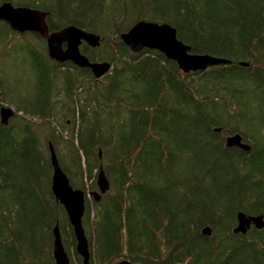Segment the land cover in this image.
<instances>
[{"label": "rangeland", "instance_id": "obj_1", "mask_svg": "<svg viewBox=\"0 0 264 264\" xmlns=\"http://www.w3.org/2000/svg\"><path fill=\"white\" fill-rule=\"evenodd\" d=\"M4 1L16 6L46 7L49 10L46 22L51 29L74 25L98 35L97 45L83 40L79 50L89 61H105L110 66L107 72L95 77L88 67L71 61L59 62L50 57L46 39L41 35L34 31H14L0 20V108L6 106L13 110L5 123L0 115V264H56L52 253L55 224L64 249L71 256L69 264H82L81 256L72 253L75 238L63 206L53 196L63 211L57 207L58 219L51 225L42 218L32 223H18L17 211L27 204L2 184L4 176L16 172L21 164L34 161L38 170L46 169L48 164L51 166L52 150L72 187L85 192V208L91 210L96 223H102L105 215H116L115 195L124 194L121 188L129 182L128 176L120 171L121 163L128 160L127 153L111 163V159H105L103 151L114 153L119 140L147 131L167 142L169 154L163 162L148 160L146 167L135 163L134 178L148 179L161 190L158 199L159 207L162 205L165 210L164 220L182 221L187 216H197L194 225L203 236L202 248L207 249L202 252L203 263L212 258L215 250L226 248L234 236L240 234L252 241L257 249L258 264H264V226L252 225L245 233L234 232L238 211L262 214L264 219L263 212L235 210L238 203L250 202L264 189L253 183L255 176L264 182V82L258 86L251 77L214 76L217 71L212 67L202 74L203 71L186 73L177 67L185 74L186 89L202 101L206 115L212 120L213 131H224L225 138L239 133L251 148L262 149L253 163H240L236 158L228 163H212L210 156L215 148L205 132L199 101L185 99L177 81L146 84L136 70L142 66L141 60L159 51L149 48L133 51L120 38L141 20L143 7L138 11L139 0H0V3ZM149 1L161 12L158 15L146 9L143 20L166 23L158 17L165 18V12L170 10L165 6L176 0ZM251 2L257 8L264 7V1L248 0L244 2L245 10L221 9L220 15L201 18L198 25L213 32L209 44L204 46L207 54L226 58L213 54L217 36L221 35L228 45L223 52L242 57V46L235 40L236 22L253 15L259 34H263L260 41L255 42L256 60L264 63V12L253 8ZM123 5L126 13L120 10ZM169 20L167 23L174 28L177 26L183 34H192L190 28L197 23L186 11ZM192 40L185 44L190 52L200 53L202 45ZM176 119L195 125V131H174L176 136L161 126L165 120ZM100 170L109 185L104 193H100L98 185ZM94 193L99 195L98 199ZM126 194L129 202L136 200L133 190ZM48 200L53 205L51 197ZM214 206L222 209L224 222L233 220L229 233L223 224L202 217L203 212ZM137 212L135 203L126 218L132 225V235L137 233L133 228L134 222L139 221ZM205 227L209 234L202 233ZM226 234L229 239L225 237L219 246L211 248L213 240Z\"/></svg>", "mask_w": 264, "mask_h": 264}, {"label": "trees", "instance_id": "obj_2", "mask_svg": "<svg viewBox=\"0 0 264 264\" xmlns=\"http://www.w3.org/2000/svg\"><path fill=\"white\" fill-rule=\"evenodd\" d=\"M246 1L248 0H176L165 6L170 9L168 10L169 12H165L166 17L162 19L159 16L158 18L162 22L165 21L167 23V21H170L169 19L179 16L182 11H186L191 17L197 19V23L190 28L192 34L181 33L176 24H174L176 26V35L184 43L192 39L195 40L202 45L200 53H206L207 50H204V48L209 44V37L213 35V32L206 31L202 25H198L200 20H202L201 18H211L218 14L220 15L218 11L221 9L229 12H234V10L238 9L245 10L246 4L244 2ZM139 4L138 11L143 7L141 9L142 16L139 19H145L143 13L146 9L158 15L161 12V9H157L149 0H139ZM251 5L253 8H257V5L253 2H251ZM30 7L49 12L44 6ZM257 9H262V12H264V7H258ZM120 10L121 12H127L124 5L122 9L120 7ZM99 11L101 12L102 9ZM252 16H244L236 22L237 37L235 40L242 46V57H233L230 54H225L223 52L225 49L224 46L228 47V45H226L221 35L217 36V46L215 45L213 47V54L225 56L231 62L229 64L212 67L211 69H216L217 71L214 76L231 75L235 77H251V79L257 81L258 86H261L260 84L264 82V63L257 62L255 51V42L260 41L263 34H259ZM243 38H247V40L245 41ZM130 54L132 53L130 52ZM132 55L134 56L135 54ZM140 59L143 58H138V60ZM141 61L142 66L136 70V73L139 74V77L146 84L154 85L158 81L162 83L171 80L177 81L180 84L179 87L183 91V97L185 99L195 98V95L186 89L187 85L183 78L185 74L181 73L175 62L156 51L155 56H146ZM243 61H248V65L240 64ZM204 72H201V74ZM195 99L199 101L198 104L201 108L199 113L203 117L205 132L208 134V138L215 148L210 156L212 163H228V161L234 158L239 159L240 163H245L246 161L253 163L255 158L262 154V149L255 146L248 152L237 147L226 146V135L224 131L212 130V120L206 115L202 101L197 98ZM234 113L238 115L239 112ZM185 122L187 121H179L176 119L168 122L165 120L161 126L168 128L172 134L177 133L174 131L184 133L195 131V125L186 124ZM166 143L157 134L147 131L140 136H131L119 140L115 145L116 152L114 153L104 149L103 155L105 159H111V163L112 161L116 162V159L120 158L119 155L127 153L128 160L127 162L121 163L120 171L123 175L128 176L129 182L121 188L124 194L120 196L115 195L114 210L116 215L111 217L110 214H107L104 216L102 223H96L93 215H91V210L85 208L82 224L89 241V264H113L122 259H128L138 264H258L257 249L253 246L252 241L240 234H236L232 239L233 242L227 245L226 248L221 251L219 249L215 250L212 258L203 263L201 262L202 252L207 249L204 250L202 248L203 236L200 235L199 228L194 225L197 216L190 215L182 221L172 219L164 220L163 214L165 210L163 209L164 207L162 208V205L161 208L159 207L158 199L161 190L148 179H135L134 166H136L135 163H140L146 167L148 160L163 162L169 154ZM38 169V164L35 161L29 164H21L16 172L8 176L6 175L2 179V184L16 192L18 196H21L27 204V207H19L17 211L18 223L21 221L32 223L42 218L47 220V224L51 225L58 219L57 207H60L62 210L61 205L54 200L51 191L52 167L48 164L46 169ZM257 177L255 176L256 179L253 183L257 187L260 185L262 189L264 182H261V178ZM196 178H194V181L198 179ZM129 190L135 192L136 200L134 202H129L127 198L126 191ZM197 193L200 192L196 191ZM48 197H51L53 200V205L50 204ZM246 202L245 204H242V202L238 203L235 210L248 209L249 211L247 212L250 213L259 211L264 214V208L262 210L260 209L261 206L264 207V189L259 190L258 194L253 196L250 202L248 200ZM135 203L138 206V212L136 214L139 221L134 222L135 225L133 224V228L137 230V233L132 235V225L130 226L126 218L129 215L128 213L133 210ZM160 209H162V212ZM203 215L206 221L223 224L227 230L226 233H229L233 229L231 228L233 220L227 223L224 222L222 209L217 206L203 212L202 217ZM225 237L229 239L228 234H226L223 238L213 240L211 242V248L219 246ZM257 238H259V235H257ZM72 253L73 256L77 255L75 247ZM67 255L69 263H71L70 254Z\"/></svg>", "mask_w": 264, "mask_h": 264}, {"label": "water", "instance_id": "obj_3", "mask_svg": "<svg viewBox=\"0 0 264 264\" xmlns=\"http://www.w3.org/2000/svg\"><path fill=\"white\" fill-rule=\"evenodd\" d=\"M47 11L27 6H16L11 2L0 3V20L17 32L34 31L46 39L47 50L51 58L59 62L71 61L73 64L88 67L95 77L107 72L110 64L103 62H91L80 52L79 45L83 40L92 45H97L99 36L89 31L67 25L57 31H50L46 22ZM120 38L131 50L138 51L142 48L154 49L161 52L167 59L175 62L183 72H201L210 67L221 64H229L227 58L218 57L207 53H192L190 47L178 39L176 29L168 23H157L147 20H138L129 30L122 33ZM242 65L247 63L241 62ZM13 114V110L3 106L0 108L1 121L5 123ZM225 145L237 147L245 152L250 151L251 146L245 143L239 133L225 138ZM51 191L54 198L63 206L69 223L72 226L75 238L76 252L82 258V264H89V241L82 224L85 211V192L74 188L69 183L68 177L61 168L53 151L51 150ZM98 185L100 193L108 189V181L104 172L99 171ZM96 199L99 195L94 193ZM252 225L256 228L264 226L262 214L249 215L243 211L237 213V223L234 232L245 233ZM202 233L209 234L207 227ZM53 257L56 264H69L68 255L64 249L58 225L53 227ZM113 264H138L128 259L119 260Z\"/></svg>", "mask_w": 264, "mask_h": 264}, {"label": "flooded vegetation", "instance_id": "obj_4", "mask_svg": "<svg viewBox=\"0 0 264 264\" xmlns=\"http://www.w3.org/2000/svg\"><path fill=\"white\" fill-rule=\"evenodd\" d=\"M48 15H49V13L47 12V15H46V20H47V17H48ZM48 27H49V25H48ZM63 27V26H62ZM62 27H55L54 29H51L50 27H49V30L50 31H57V30H59V29H61Z\"/></svg>", "mask_w": 264, "mask_h": 264}]
</instances>
